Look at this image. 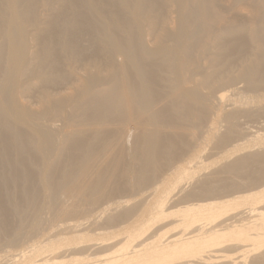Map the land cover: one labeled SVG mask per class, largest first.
<instances>
[{"label": "bare ground", "instance_id": "bare-ground-1", "mask_svg": "<svg viewBox=\"0 0 264 264\" xmlns=\"http://www.w3.org/2000/svg\"><path fill=\"white\" fill-rule=\"evenodd\" d=\"M260 117L264 0H0V264H264Z\"/></svg>", "mask_w": 264, "mask_h": 264}, {"label": "rangeland", "instance_id": "rangeland-1", "mask_svg": "<svg viewBox=\"0 0 264 264\" xmlns=\"http://www.w3.org/2000/svg\"><path fill=\"white\" fill-rule=\"evenodd\" d=\"M244 122V121H243ZM247 122V121H246ZM246 122H244L245 123V125L248 123V125L250 126V127H252V129L253 130H257L258 129V127H262L263 129H264V118L262 117H260V118H258V120L256 119V120H254V121H248L247 123ZM250 123V124H249ZM248 125H246V126H248ZM253 125V126H252ZM262 125V126H261ZM255 126V127H254ZM257 128V129H256ZM133 129V128H132ZM51 226L49 227V226H47L46 228H45V230H44V232L42 233V234H39V236H36V238H33V240H43V238H45L46 237V235H48V233L50 232V231H52V228H54V229H56V227H52L51 229ZM50 229V230H49ZM53 229V230H54ZM40 235H41V237H40ZM43 236V237H42ZM38 237V238H37ZM31 242V241H30ZM30 242H28V243H26V244H24V245H22V244H20V245H17V246H15V247H13L12 249L13 250H11L10 252H3V253H1V255H5L6 254V256H4V257H2V259L3 260H5L6 259V257H7V255L8 254H14V253H17V252H19L22 248H25V247H28L30 244H32V242L30 243ZM29 244V245H28ZM28 245V246H27ZM20 246V247H19ZM3 248H5V246H2ZM2 248V249H3ZM7 249V248H6ZM6 249H4V250H6ZM8 249H10L9 247H8ZM65 252V251H64ZM63 252V253H64ZM69 251H67V255H69L70 254V252L68 253ZM62 253V252H61ZM61 253H58V254H61ZM66 253V252H65ZM57 254V255H58ZM56 255V254H55ZM63 256V258L61 257V259H59V261H63V259L64 260H66V259H68L67 257H69L70 258V255L69 256H66V254L64 255H62ZM64 256H66V258H64Z\"/></svg>", "mask_w": 264, "mask_h": 264}]
</instances>
